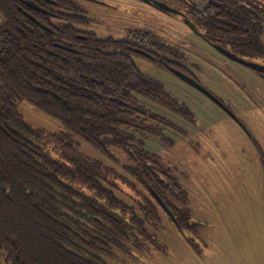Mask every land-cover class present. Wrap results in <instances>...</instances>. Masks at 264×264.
Instances as JSON below:
<instances>
[{
  "label": "trees",
  "instance_id": "trees-1",
  "mask_svg": "<svg viewBox=\"0 0 264 264\" xmlns=\"http://www.w3.org/2000/svg\"><path fill=\"white\" fill-rule=\"evenodd\" d=\"M189 8L198 28L236 51L264 49V0H190ZM0 16V264H105L113 250L148 238L147 208L136 215L105 176L111 170L80 153L71 133L110 159L120 149L124 169L164 200L192 246L183 230L188 216L177 206L186 203L185 190L133 134L158 133L162 118L135 101L134 93L158 96L160 84L131 53L177 68L179 49L144 29L122 40L99 38L77 29L74 14L50 17L23 0H0ZM16 100L59 120L64 137L26 123Z\"/></svg>",
  "mask_w": 264,
  "mask_h": 264
},
{
  "label": "rangeland",
  "instance_id": "rangeland-1",
  "mask_svg": "<svg viewBox=\"0 0 264 264\" xmlns=\"http://www.w3.org/2000/svg\"><path fill=\"white\" fill-rule=\"evenodd\" d=\"M80 5L87 21L79 27L99 38L124 39L127 30L144 29L164 45L179 49L176 69L195 78L237 119L176 76L170 66L131 53L141 73L160 84L158 96L134 93L135 101L162 118L158 133L133 134L185 190L186 203L177 206L188 216L183 230L193 244L124 169L127 160L120 149L112 148L114 159H110L71 133L69 140L80 153L111 170L105 176L120 190L118 197L136 215H141L140 207L148 210L144 216L148 238L113 250L103 257L105 264H264V78L224 59L176 15L138 0H121L117 8ZM258 39L264 47V28ZM253 54L254 60L264 63V49ZM15 105L32 127L58 138L66 134L59 120L28 101L16 100Z\"/></svg>",
  "mask_w": 264,
  "mask_h": 264
},
{
  "label": "flooded vegetation",
  "instance_id": "flooded-vegetation-1",
  "mask_svg": "<svg viewBox=\"0 0 264 264\" xmlns=\"http://www.w3.org/2000/svg\"><path fill=\"white\" fill-rule=\"evenodd\" d=\"M23 1H25V5L31 11L43 13V14H46L50 17L54 16V17H58V18H63L64 14H66V13L74 14L76 16V19L80 20V22L75 23L74 26L80 30H83V29H81L79 27V23H84L87 21V17L85 15V10L80 5V4H83V2H89L91 4H101V5L106 6V7H115V8H117L121 3V0H66L67 2H69V5L63 7L64 4L60 6V5H58V2L56 0H23ZM62 1H65V0H61V2ZM123 1H127V0H123ZM134 1L137 2V0H134ZM138 1H140L144 4H147V5L151 6L152 8L159 10L161 12L171 14V15H176L181 19L182 22H184V18H186L187 20L192 22L198 31V32H194V31L193 32L195 34L199 35L200 37H202L224 59L230 60L233 62H237V61L231 59L230 57H228L222 51L218 50L215 47L216 45L220 46L221 48L228 50L230 53L235 54L238 57H241L245 60H249V61L255 62L257 64H261L264 66L263 62H260L258 60H254V56L245 55V54H242L241 52L236 51L231 45L224 42L220 36H217L211 32H206V31L198 28L197 25L194 23V21H192V18H191V17H194L193 14L195 15L196 13L194 12L195 10H193L192 8L191 9L189 8L190 0H185V1H183V0L182 1L181 0H158V1L163 2L164 4H166L170 7L177 9L180 13H170V12L163 11L160 8H158L156 5H154L151 0H146V1L145 0H138ZM171 2H173V3H171ZM175 3H177V4H175ZM51 5H54V7H52ZM24 15L26 17L31 16L27 11L24 12ZM133 34H137V29L126 31V36L133 35ZM115 40H122V39H115ZM136 47H137V44H136ZM258 75L261 76L262 78H264V70L261 73H258ZM172 213H173V211H172ZM174 217H175V215H174Z\"/></svg>",
  "mask_w": 264,
  "mask_h": 264
},
{
  "label": "water",
  "instance_id": "water-1",
  "mask_svg": "<svg viewBox=\"0 0 264 264\" xmlns=\"http://www.w3.org/2000/svg\"><path fill=\"white\" fill-rule=\"evenodd\" d=\"M146 1V0H145ZM154 5H156L158 8H160L163 11L170 12V13H180L177 9L170 7L163 2H160L158 0H151ZM29 18L33 19L32 16H29ZM184 23L194 32H198L195 26L193 25L192 22L184 18ZM218 50L222 51L224 54H226L228 57L231 59L237 61L238 63L245 65L251 69H253L257 73H261L264 70V66L261 64H257L255 62L245 60L241 57L236 56L235 54L230 53L228 50L221 48L220 46L216 45L215 46ZM170 70L179 78L190 84L191 86L195 87L197 90L202 92L204 95H206L209 99H211L214 103H216L218 106H220L230 117L233 119L237 120L232 111L217 97H215L210 91H208L206 88H204L201 84L197 82L196 79L193 77L189 76L188 74L174 68L170 67ZM147 190L152 196V198L155 200V202L168 214V216L175 221L174 214L172 211L169 209L167 204L164 202V200L150 187L147 186Z\"/></svg>",
  "mask_w": 264,
  "mask_h": 264
}]
</instances>
